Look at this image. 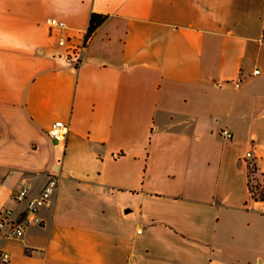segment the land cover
<instances>
[{
  "label": "crops",
  "instance_id": "1",
  "mask_svg": "<svg viewBox=\"0 0 264 264\" xmlns=\"http://www.w3.org/2000/svg\"><path fill=\"white\" fill-rule=\"evenodd\" d=\"M263 63L264 0H0V209L60 176L6 264H264Z\"/></svg>",
  "mask_w": 264,
  "mask_h": 264
},
{
  "label": "built area",
  "instance_id": "2",
  "mask_svg": "<svg viewBox=\"0 0 264 264\" xmlns=\"http://www.w3.org/2000/svg\"><path fill=\"white\" fill-rule=\"evenodd\" d=\"M47 24L51 30L57 32L59 45L66 46V59L69 64L78 67L81 64L83 51L88 37L85 36L80 42H74V36L68 32L69 26L64 20L56 17H48ZM260 72L256 69L255 73ZM70 126L63 120H57L49 129V135L56 141H65L69 134ZM221 134L231 138L233 133L228 128H223ZM250 169L249 183L259 182L260 188L264 189V178L257 175L255 155L253 150H249L244 156ZM3 174L0 170V178ZM60 183V176L56 172L51 174L42 189L33 191L30 183L22 181L20 187L12 194L13 201L19 206L13 207L4 205L0 209V240L18 239L23 237L28 228L33 224H42L44 218L41 211L44 207L52 204L55 191ZM258 195L260 192H257ZM1 262L6 264L11 260V254L6 250L0 251ZM129 264H135L134 259L129 260Z\"/></svg>",
  "mask_w": 264,
  "mask_h": 264
},
{
  "label": "trees",
  "instance_id": "3",
  "mask_svg": "<svg viewBox=\"0 0 264 264\" xmlns=\"http://www.w3.org/2000/svg\"><path fill=\"white\" fill-rule=\"evenodd\" d=\"M106 18H107L106 14L93 12L90 18V24L88 27L87 37L91 36L95 32L97 27L103 21H105ZM249 185H250V190H251L253 197L257 200H260V199L264 200V189L260 188L259 182H255L253 184L249 183ZM257 192H260V194L258 195Z\"/></svg>",
  "mask_w": 264,
  "mask_h": 264
},
{
  "label": "rangeland",
  "instance_id": "4",
  "mask_svg": "<svg viewBox=\"0 0 264 264\" xmlns=\"http://www.w3.org/2000/svg\"><path fill=\"white\" fill-rule=\"evenodd\" d=\"M263 65H264V63H263ZM261 66V68L263 67L262 65H260Z\"/></svg>",
  "mask_w": 264,
  "mask_h": 264
},
{
  "label": "water",
  "instance_id": "5",
  "mask_svg": "<svg viewBox=\"0 0 264 264\" xmlns=\"http://www.w3.org/2000/svg\"><path fill=\"white\" fill-rule=\"evenodd\" d=\"M131 209H128L127 211H130Z\"/></svg>",
  "mask_w": 264,
  "mask_h": 264
}]
</instances>
